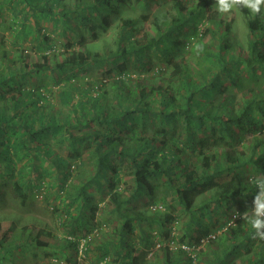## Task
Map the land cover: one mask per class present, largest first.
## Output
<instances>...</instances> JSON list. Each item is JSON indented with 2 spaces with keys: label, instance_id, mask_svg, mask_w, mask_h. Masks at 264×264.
Here are the masks:
<instances>
[{
  "label": "trees",
  "instance_id": "trees-1",
  "mask_svg": "<svg viewBox=\"0 0 264 264\" xmlns=\"http://www.w3.org/2000/svg\"><path fill=\"white\" fill-rule=\"evenodd\" d=\"M171 1L175 17L169 23L153 17L154 35L142 39L136 38L140 21L121 14L147 0H0V194L9 187L22 207L39 192L52 189L57 196L80 165L84 171L66 188L69 199L80 202V213L90 211L93 218L96 204L89 201V190L105 186L113 208L123 215L111 232L105 264H148L129 239L141 223L156 222L168 234L177 221L176 206L191 221L181 243L206 240L196 264H202L203 248L211 245L221 251L207 264H264V240L249 231L246 240H251H242L238 222L258 192L249 178L264 176V12L241 9L247 32L242 52L230 23L221 18L209 19L216 28L214 43L202 42L199 14L211 10L212 0H199L189 10L180 0ZM107 31H114L111 47ZM192 38L197 41L187 47ZM93 42H101L103 51L89 49ZM197 43L203 45L200 53ZM29 44L35 62L25 55ZM97 68L103 69L100 78L91 74ZM244 138L252 144L249 149L246 142L248 152L239 154ZM61 147L70 161L57 153ZM122 175L132 181L123 200L117 193ZM207 192L208 201L195 206ZM245 194V204L235 210ZM143 205L147 210L163 205V210L147 217L138 210ZM212 206L237 216L233 227L221 224L225 229L219 237L194 220L197 213H212ZM80 220L70 223L74 227ZM99 231L88 234L84 253ZM48 232H37V246L47 245L38 238L51 237ZM4 240L3 231L0 259L8 253ZM168 252L191 264L183 251Z\"/></svg>",
  "mask_w": 264,
  "mask_h": 264
},
{
  "label": "rangeland",
  "instance_id": "rangeland-1",
  "mask_svg": "<svg viewBox=\"0 0 264 264\" xmlns=\"http://www.w3.org/2000/svg\"><path fill=\"white\" fill-rule=\"evenodd\" d=\"M212 1L211 10H207L202 14H199V18L201 19L197 26L200 28L202 31L201 33L203 34L201 36L202 42L206 44H209L210 42L214 43V32H216V28L214 24L209 21V19L221 18L224 23H230V35L239 43L242 49L241 51L243 52L245 48V41L247 40L245 17L243 12L241 9H239L238 11L234 10L232 13L224 14L222 16L216 11L215 0ZM180 2L187 10L191 9L198 3L197 0H180ZM261 11L264 12V6H262ZM185 14H187V12H184V15ZM121 16L125 18L138 19L140 21L137 23L139 33L136 35V38L143 36L142 39H144L146 35L148 38L153 37L154 35V32L151 29V27H153V25H151L153 17L159 16L169 23L171 19L175 17V11L172 8L171 0H147V3H132L128 7L123 8ZM3 19H7L6 15L3 16ZM188 28L189 27L182 29V31H188ZM208 29L210 30L209 32H207ZM113 33L114 31H107L104 36L106 40H108L110 47L113 46L115 41L113 39ZM182 41L184 44L187 40L182 39ZM196 41L197 38H192L191 41L188 42L187 47H190ZM100 43L101 42L88 43L87 46L93 52H101L105 46H101ZM103 43L105 42L103 41ZM58 45L59 44L57 43V46ZM26 51L27 54L25 55H27L28 62H35L37 59L36 54L34 53V45L29 44ZM182 55L187 56L188 54L182 53L181 56ZM158 67L159 65L156 68ZM91 74L92 76L100 78L103 76V69L97 68L96 70H93ZM159 77V75L155 77L156 83L159 82ZM260 87L264 89V83H260ZM243 142V145L238 146L239 148L237 150L239 154L248 152L246 142L250 143L251 141L249 138H244ZM251 144L252 143L248 144L249 149ZM56 151L63 158H67V162L70 161V156L67 155V149L65 147L56 149ZM88 164L84 168L90 170L91 167ZM83 171L84 169L81 168L80 165L75 166L64 191L59 192L57 196L54 192H52V189L48 190L46 194L39 192L36 194L37 197H32L29 204L25 207L19 205L16 197L13 195V193H11V189L9 187L6 188L2 194H0V233L3 231L7 233V240H4L3 244L5 247L6 245L8 247V249L6 248L8 253L2 259H0V264H71L75 258L77 261L76 264H105L102 260V257L104 253L111 251V247L108 245L112 241L111 232L122 222L121 219L123 215L117 209L113 208L115 206L112 202L111 194L108 192V188L105 186H103L99 191H96L93 188H90L89 190L91 193V198L89 201H92L96 204V214L93 216V218H88L90 216V211H85L83 214L80 213V202H72L69 199L71 193H69L67 189H69V185L71 186V184H73L71 178L75 176L73 179L75 180L77 177H79V173ZM131 185L132 181L124 175L119 178L117 182V188L120 187V191L117 193L122 200L127 197L126 192H128ZM210 196L211 193L207 192L206 194L197 197L194 201V205L197 206L207 202ZM247 197L248 194H245L243 198L238 201L235 210L238 211L240 207L245 204ZM144 201L146 204L150 203L146 198ZM166 202V204L170 202L169 197L166 199ZM122 207L123 206H120L119 208ZM212 207V213L208 211H203L202 215L197 213L194 216V220L203 226H208L210 228L209 234L219 237L223 234L225 229L224 227H226V229L233 227L236 224L237 219L230 227H227L226 225L223 227L221 224H224V222L226 224L230 222L232 215L226 214L222 206ZM179 208V206H176L175 216L177 221L168 227L169 233L166 234L167 236L164 232H162L163 229H160L158 223L150 222L152 224L149 226H147L145 223H141L140 228L138 227L129 239L130 243L133 244L131 245L133 251L144 252L146 256V263H185L183 256L171 254L168 252L170 250L167 247V244L170 241L174 242L171 248L179 244L184 232H186L188 229H191V227L188 226V224L191 222L190 218L184 215ZM252 208L253 206L248 212L249 215H251ZM138 210L146 212L147 217L148 215H152L149 213L153 212L150 208L147 210L146 205L139 206ZM157 210H163V205L161 209ZM233 215H235V213ZM82 217L85 218L80 220ZM73 219H79L80 223L73 227V225L70 223ZM238 222H240L243 226V231L239 232V237L242 240H246V232L249 231L251 234H253L254 229L242 218L238 219ZM96 227H98L100 230L99 237L97 240L90 243L86 253H84L85 241L89 237L88 234L93 236L92 231L93 228ZM141 229L142 232H140ZM39 231H49L48 233L51 234V237L45 238L40 236L38 238L40 242L47 244L44 247H39L35 244V236ZM193 236H195L194 232ZM141 237H143L147 243H144V241L142 242L140 239ZM236 240L239 242L238 238ZM250 240L251 238L246 240V242ZM257 240L259 239L255 238V241ZM81 243H83V252L79 254L78 248L80 247ZM227 246L229 247V245ZM203 249L205 250V253L200 257V262L202 264H207L209 262L213 263L215 256L219 255L221 251V249L215 245L206 246ZM227 250V248L224 249L223 253L219 256L220 259H223V256L226 254ZM166 251L168 252V260H166ZM68 259L71 261H68ZM107 264L111 263L108 262Z\"/></svg>",
  "mask_w": 264,
  "mask_h": 264
},
{
  "label": "clouds",
  "instance_id": "clouds-1",
  "mask_svg": "<svg viewBox=\"0 0 264 264\" xmlns=\"http://www.w3.org/2000/svg\"><path fill=\"white\" fill-rule=\"evenodd\" d=\"M262 6H264V0H215L216 11L222 16L242 8H247L253 15H258L261 12ZM195 50L197 53L202 52L203 45L197 43ZM249 183L254 184L258 192L253 200L251 215L246 211L241 218L255 230V237L264 240V176L257 178L250 177Z\"/></svg>",
  "mask_w": 264,
  "mask_h": 264
},
{
  "label": "built area",
  "instance_id": "built-area-1",
  "mask_svg": "<svg viewBox=\"0 0 264 264\" xmlns=\"http://www.w3.org/2000/svg\"><path fill=\"white\" fill-rule=\"evenodd\" d=\"M149 208H150L152 211H155V210H157V209H161V206H150ZM236 219H237V216H235V215L231 216V220H230V222H228V223L226 224V226H227V227H230V226L235 222ZM225 228H226V227H225ZM172 235H173V233H172ZM210 237H211V239H212L214 236H210ZM205 241H206V240H202V241L200 242V244H195V245H191V246H189V245H187V244H185V243H181V242H180L179 244L173 246V248H171V246L174 244V242L170 241V242L167 244V247H168V249H169L170 251H175V250H178V249L181 250V251H183V252L185 253V255H186L189 259H191V264H196V261H195L196 254H197V252L199 251V249L201 248V246L205 244ZM82 246H83V243H81V244H80V247L78 248V252H79V254H81V252H82Z\"/></svg>",
  "mask_w": 264,
  "mask_h": 264
}]
</instances>
